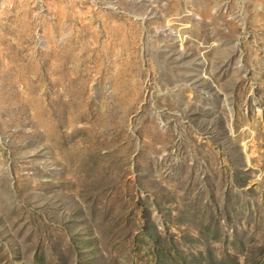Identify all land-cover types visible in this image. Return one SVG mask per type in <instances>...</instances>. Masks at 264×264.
Here are the masks:
<instances>
[{
  "label": "rangeland",
  "instance_id": "obj_1",
  "mask_svg": "<svg viewBox=\"0 0 264 264\" xmlns=\"http://www.w3.org/2000/svg\"><path fill=\"white\" fill-rule=\"evenodd\" d=\"M0 264H264V0H0Z\"/></svg>",
  "mask_w": 264,
  "mask_h": 264
}]
</instances>
